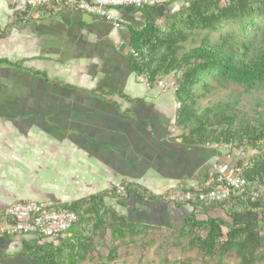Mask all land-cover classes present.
Wrapping results in <instances>:
<instances>
[{
  "label": "crops",
  "instance_id": "crops-1",
  "mask_svg": "<svg viewBox=\"0 0 264 264\" xmlns=\"http://www.w3.org/2000/svg\"><path fill=\"white\" fill-rule=\"evenodd\" d=\"M156 1L149 10H121L117 26L54 5L29 8L18 13L22 20L9 31L5 29L12 9L0 1V53L4 55L0 59L11 54L33 61L32 68L0 66L1 92L16 89L13 103L32 108L6 112L0 97V121L15 128L20 125L22 136L34 129L57 142L65 141L53 150H32L38 163L42 151L50 152L44 157L53 167L50 183L55 185L35 191L18 186L24 183L17 179L25 165L24 147L0 150V211L29 200L73 204L88 198L84 192L91 187L98 194L133 184L147 197L124 192L116 197L132 223L171 225L190 212L189 207L167 204V196L197 189L221 151L183 144L170 128L175 117L173 96L148 90L125 59L130 31L157 23L178 5L170 3L173 0ZM110 198L115 199H104ZM37 239L0 238V252L20 245L23 256L22 242L58 246L66 236Z\"/></svg>",
  "mask_w": 264,
  "mask_h": 264
},
{
  "label": "trees",
  "instance_id": "trees-1",
  "mask_svg": "<svg viewBox=\"0 0 264 264\" xmlns=\"http://www.w3.org/2000/svg\"><path fill=\"white\" fill-rule=\"evenodd\" d=\"M170 3H178L179 7L157 23L147 22L142 28L130 31L128 49L136 57L128 52L125 59L150 90H155L159 81L174 82V92H161L170 93L180 105L175 110L174 123L188 129L180 135L183 144L205 147L232 143L247 152L248 165L243 172L246 192L259 194L254 202L246 200L244 194H237L221 204L204 206H225L226 221L197 220L195 208L189 207L190 214L183 221L181 233L202 229L204 237H197L196 241L206 256L233 253L241 264H254L264 247V0H173ZM21 18L14 15L5 30L16 27ZM1 65L21 68L19 63L6 59H0ZM205 77L226 87L239 88L248 96H258L252 116L240 119V112L232 103L217 106V110L229 109L228 115L224 111L214 114L211 110L198 115L193 109V88L199 83L206 86L202 83ZM212 120L220 126L218 132L211 128ZM120 186L125 195L147 197L136 185ZM105 197L116 198L115 189L71 204L77 222L68 230L65 241L58 246L22 242L23 255L38 264H78L82 247L91 241L106 215L112 212L103 203ZM126 226L132 232H142L132 223ZM116 234L123 235L122 231L112 233Z\"/></svg>",
  "mask_w": 264,
  "mask_h": 264
},
{
  "label": "rangeland",
  "instance_id": "rangeland-1",
  "mask_svg": "<svg viewBox=\"0 0 264 264\" xmlns=\"http://www.w3.org/2000/svg\"><path fill=\"white\" fill-rule=\"evenodd\" d=\"M178 7L179 4L177 5V8ZM20 11H12V15L10 14L7 23L12 21L14 15L19 16L18 13H22ZM4 22H6V18ZM2 29L3 28H0V33H2ZM232 29H235V27H232ZM189 46L190 45H186L185 47L188 48ZM1 56L3 57L4 55L0 53V57ZM6 59L13 62L18 61L21 66L33 67L32 58L21 59L16 55L10 54ZM202 83L206 86L202 87V84L199 83V85L193 88V95H195L193 98L195 102L193 104V109L198 115L206 110H211L214 114H217L218 111H224V115H228L230 114L229 109L217 110V106L219 107L222 104L232 103L240 112L238 114L240 119L252 116V108L258 96H248L239 88L237 89L230 85L227 87L220 85L211 77L203 78ZM6 90H8V92H15L16 89L9 88ZM211 122H213V120ZM25 128L28 129L29 127L25 126ZM170 128H174L175 131L173 133H178L177 135L179 137L182 133L188 132V129L178 127L174 121L170 125ZM211 128L213 130L217 129L218 132L220 126H216V123L213 122ZM64 142L65 141L57 142L53 138L34 129L30 131L29 135L22 136V134L18 133L17 128L9 125L7 122L0 121V150L4 151V149L7 148L16 151L17 148L21 150L22 146L24 147L23 153L17 152V154H24L25 159L23 172L21 170V174L19 178H17L19 183L21 181L24 182L18 184L19 188H22L24 191H35L38 187H41V189L45 187V189H47L48 187L55 186L50 183L53 177L51 173L53 167L46 164L48 161L44 157L48 156L50 152L42 151L41 156L43 157L40 163H38L36 160L34 162L32 159V150H53L55 146L62 143L64 144ZM37 163L40 166L36 165ZM18 172H20V169H18ZM96 193V189L92 187L84 192L85 197H90ZM120 201L122 200L117 198L103 199L104 205L112 212L106 215L102 227L96 230L91 241L84 246V248L82 247L83 255L79 259L78 264H241L240 259L233 253H226L223 255L221 253H215L212 256H206L199 248L196 241L197 237H204L202 229H194L186 235L181 233L184 226L183 220L185 217L189 216L190 212L183 218H176V221L172 222L171 225L150 224V222L135 224L128 219L126 210L119 204ZM70 202L72 201L62 200L57 203L68 205ZM167 204L173 207L186 206L179 204L177 206V204L172 203ZM226 209L225 206L210 208L197 207L195 208V214L197 220L200 221L207 218H218L226 221ZM126 223L139 226L142 232H132L127 229ZM222 230L223 233H226V228ZM114 231H122L123 235L119 236L116 234L113 236L112 233ZM19 246L13 245L12 249L6 252H0V264H38L37 261L19 254ZM254 264H264V247L260 250V256Z\"/></svg>",
  "mask_w": 264,
  "mask_h": 264
},
{
  "label": "built area",
  "instance_id": "built-area-1",
  "mask_svg": "<svg viewBox=\"0 0 264 264\" xmlns=\"http://www.w3.org/2000/svg\"><path fill=\"white\" fill-rule=\"evenodd\" d=\"M12 10L27 8L37 9L46 5H54L63 9L84 13L101 19L113 26L120 24L119 12L126 8L143 9L154 7L156 0H3ZM130 53L136 57L133 51ZM148 90L149 86L144 82ZM156 89L160 91L176 90L172 80L159 81ZM180 105L175 103V110ZM173 132L175 131L172 130ZM208 148L221 151V156L209 163L201 185L192 191L176 192L167 196L166 201L187 207H204L218 205L229 201L235 195H243L254 202L259 198L257 192H246L243 172L248 165L247 152L235 144L206 145ZM122 186L116 187V194L122 195ZM64 205L52 201H19L5 211H0V238L36 237L50 239L65 236L77 222V213L71 204Z\"/></svg>",
  "mask_w": 264,
  "mask_h": 264
},
{
  "label": "flooded vegetation",
  "instance_id": "flooded-vegetation-1",
  "mask_svg": "<svg viewBox=\"0 0 264 264\" xmlns=\"http://www.w3.org/2000/svg\"><path fill=\"white\" fill-rule=\"evenodd\" d=\"M3 92V91H2ZM1 92L0 89V97L3 98L2 99V103H4V110L7 112H11V113H24V112H29L30 110H32V108L30 107V105H28L27 103H18L15 104L13 103L12 100H14V98H16L14 95H16L13 92ZM44 127V126H42ZM16 128L18 130H20V125H16ZM25 129V128H23ZM44 129V128H43ZM46 130V127H45Z\"/></svg>",
  "mask_w": 264,
  "mask_h": 264
}]
</instances>
